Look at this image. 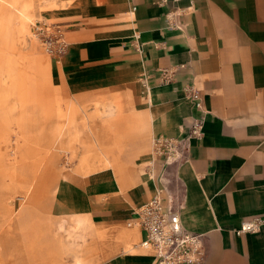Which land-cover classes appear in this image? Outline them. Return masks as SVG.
<instances>
[{
    "label": "crops",
    "instance_id": "1",
    "mask_svg": "<svg viewBox=\"0 0 264 264\" xmlns=\"http://www.w3.org/2000/svg\"><path fill=\"white\" fill-rule=\"evenodd\" d=\"M69 2L58 13L69 47L59 61L50 60L52 81L69 95L127 97L133 128L131 151L119 161L121 177L110 190L88 192L84 210L90 216L74 228L90 240L95 230L107 236L104 264H153L149 254L134 252L142 239L136 214L160 195L182 204L187 232L205 234L203 264H264V223L257 233L238 232L244 222L264 221V0ZM16 6L30 14L36 1L0 0L4 23L10 10L24 18ZM166 16H171L172 28ZM11 34L22 41V29ZM166 68L177 71L174 81L164 84L160 70ZM188 85L197 90L206 112L204 136L191 141L185 161L166 167L155 163L153 177H145L139 166L152 160V139L183 137L192 119L201 115L184 91ZM96 104L102 108L94 110L89 124L78 125L72 133L63 131L55 147L57 152L84 151V167L88 162L109 164L99 148L115 142L112 135L118 138L113 119L121 112L120 97H98L89 106ZM85 130L90 137L80 138ZM23 148V161L30 154L36 157L23 165L27 179L40 149L31 153ZM56 155L50 157L52 166ZM33 181L31 176L21 196L6 198L5 207L29 197ZM66 199L79 202L80 197L69 193ZM65 203L57 200L53 212L64 213ZM22 206L0 222L5 227L0 240L11 244L10 238L37 220L40 226L32 242L18 245L19 264H60L58 254L65 250L46 246L51 237L45 224L19 213ZM90 245L71 264H89Z\"/></svg>",
    "mask_w": 264,
    "mask_h": 264
},
{
    "label": "rangeland",
    "instance_id": "2",
    "mask_svg": "<svg viewBox=\"0 0 264 264\" xmlns=\"http://www.w3.org/2000/svg\"><path fill=\"white\" fill-rule=\"evenodd\" d=\"M34 1L36 6L30 14L15 7L23 12L24 18L18 17L15 11L10 10L7 24L4 23L5 11L0 8V222L10 217L13 210L16 211L21 204L23 206L19 213L23 212L25 216L33 215V220L38 217L45 224L51 237L48 243L45 242L46 246L51 249L63 247L61 250H65V254H58L60 264H71L84 245L91 242L89 264H104L108 257L103 253L107 246V236H101V231L95 230L91 241L90 237L83 236L81 229L77 230L74 226L78 220L90 216L89 212L84 210V202L89 200L88 192L102 188L110 190L115 180L121 177L119 161L122 156L130 153L133 145V128L129 122L130 105L127 97L121 94L101 93L88 97L69 95L54 84L50 66L52 58L44 53L40 43L33 36L31 24L36 21L61 24L58 13L70 2ZM30 19L32 21L27 25L26 21ZM13 29H22V41L11 34ZM29 31L33 41L29 38ZM113 96H119L121 104L120 114L113 119L118 138L112 135L116 141L102 143L99 148L100 155L106 158L109 164L88 162V167H84L80 164L84 151L55 150L63 131L72 133L78 125L87 126L90 119H93L90 116L94 110L102 108L100 104L89 106L93 101L98 97ZM87 136L90 137V134L85 130L84 136L80 138ZM23 146H27L31 153L37 147L40 149L37 165L28 170L27 179L21 173L23 165L36 157L30 154V158L23 161L22 153L27 150ZM55 155L56 160L52 166L49 160ZM140 161L142 160L135 162L140 164ZM146 162L139 166L143 173ZM31 176L34 181L29 197L23 202L16 200L14 206L6 208V198L21 196L22 192L29 188ZM144 176L146 177L145 174ZM69 193L77 194L80 197L79 202L66 199ZM62 198L66 202V210L56 215L52 207ZM39 226L40 222L37 220L28 222L17 238H10L11 244L8 240L7 244L0 240V264H19L18 245L32 242ZM4 231L5 227H0V233ZM6 247L10 249L5 251ZM127 250L131 251V246ZM134 252L148 254L141 248Z\"/></svg>",
    "mask_w": 264,
    "mask_h": 264
},
{
    "label": "built area",
    "instance_id": "3",
    "mask_svg": "<svg viewBox=\"0 0 264 264\" xmlns=\"http://www.w3.org/2000/svg\"><path fill=\"white\" fill-rule=\"evenodd\" d=\"M168 0H160L163 5ZM169 28H172L171 16H166ZM175 27V26H174ZM32 33L40 43L44 53L59 61L69 47L66 29L58 23L36 21L31 25ZM174 68L160 70L162 83L174 81ZM184 91L193 105L201 110V115L192 119L188 132L183 137H156L151 141L152 160L144 168L145 175L153 177L151 168L155 163L162 167L179 164L188 158L192 140H201L204 136L206 112L202 108L197 90L188 85ZM182 204L173 200L166 201L156 195L137 211V224L142 232L140 248L153 258V264H203L206 250L203 243L205 234L187 232L181 222ZM264 221L255 219L241 224L239 233H257ZM131 225V224H129Z\"/></svg>",
    "mask_w": 264,
    "mask_h": 264
},
{
    "label": "bare ground",
    "instance_id": "4",
    "mask_svg": "<svg viewBox=\"0 0 264 264\" xmlns=\"http://www.w3.org/2000/svg\"><path fill=\"white\" fill-rule=\"evenodd\" d=\"M17 5V4H16ZM15 6V5H14ZM15 8V7H14ZM16 12V11H15ZM32 21V19H30V20H27L26 22H27V25H28V23L29 22H31ZM33 24V23H32ZM31 24V25H32ZM28 29H29V26H28ZM28 35H29V38L32 40V37H31V33H30V31L28 32ZM34 36V35H33ZM33 41V40H32ZM51 164V163H50Z\"/></svg>",
    "mask_w": 264,
    "mask_h": 264
}]
</instances>
